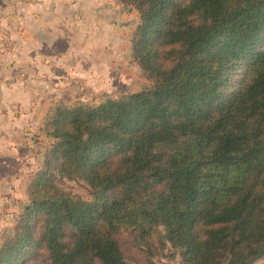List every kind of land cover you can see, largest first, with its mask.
<instances>
[{"label": "trees", "instance_id": "1", "mask_svg": "<svg viewBox=\"0 0 264 264\" xmlns=\"http://www.w3.org/2000/svg\"><path fill=\"white\" fill-rule=\"evenodd\" d=\"M137 12L148 89L58 107L54 140L0 264H128L122 237L163 226L183 264L264 257V0H115ZM57 177L83 180L73 200Z\"/></svg>", "mask_w": 264, "mask_h": 264}, {"label": "rangeland", "instance_id": "2", "mask_svg": "<svg viewBox=\"0 0 264 264\" xmlns=\"http://www.w3.org/2000/svg\"><path fill=\"white\" fill-rule=\"evenodd\" d=\"M123 28L119 31L122 43L116 50L112 39L97 44L88 51L83 43L84 37L78 36L74 52L65 51L62 83L48 84L47 95L42 110L34 116L35 125L24 130L16 140L14 157H10L9 169L1 170L8 175L5 181L11 186V197L0 209V248L17 234L21 216L30 202L28 186L31 178L44 166L54 140L48 135L47 124L58 107L75 108L78 106H97L110 99H118L125 94L137 93L148 89L151 82L145 77L138 63L132 58L131 35L139 23L137 12L125 8ZM116 33V31H115ZM67 36V35H66ZM107 38V34H105ZM115 43L120 37L115 34ZM117 37V38H116ZM0 32V49L9 52L13 39ZM112 41V42H111ZM67 49V48H65ZM61 78H58L59 80ZM20 109L18 115L20 116ZM57 188L73 200L91 201V188L83 180H66L57 177ZM6 204L9 207H6ZM165 229L157 227L152 233L150 246H137L134 238L126 234L122 237V248L128 264H183L180 251L173 248L164 238ZM51 257L44 251L39 255L24 258L21 264H50ZM254 264H264V257Z\"/></svg>", "mask_w": 264, "mask_h": 264}, {"label": "crops", "instance_id": "3", "mask_svg": "<svg viewBox=\"0 0 264 264\" xmlns=\"http://www.w3.org/2000/svg\"><path fill=\"white\" fill-rule=\"evenodd\" d=\"M125 12L115 0H0V32L13 39L9 52L0 49V209L13 194L1 170L11 169L16 140L35 125L48 84L62 83L65 51L73 54L80 35L88 51L109 39L119 50Z\"/></svg>", "mask_w": 264, "mask_h": 264}]
</instances>
